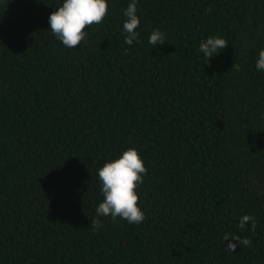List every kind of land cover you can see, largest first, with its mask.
<instances>
[{"label":"trees","instance_id":"16d2710c","mask_svg":"<svg viewBox=\"0 0 264 264\" xmlns=\"http://www.w3.org/2000/svg\"><path fill=\"white\" fill-rule=\"evenodd\" d=\"M62 3L0 0V264H264V0H137L132 45L131 0H107L75 49L48 29ZM130 147L140 224L95 212L97 169Z\"/></svg>","mask_w":264,"mask_h":264},{"label":"clouds","instance_id":"9594fccd","mask_svg":"<svg viewBox=\"0 0 264 264\" xmlns=\"http://www.w3.org/2000/svg\"><path fill=\"white\" fill-rule=\"evenodd\" d=\"M137 0H131L123 11L126 20L123 23V32L126 33L124 42L132 45L133 41L138 42L139 34L136 29L140 25L137 16ZM107 0H63L60 7L51 12L48 17V25L55 38L65 47L75 49L86 40L88 32L85 28H91L94 24L103 23L107 16ZM211 11V9H208ZM164 33L155 29L149 36V44L154 48L163 45ZM228 42L220 37H209L199 45V51L207 58V61L214 55L225 49ZM255 67L257 70H264V49L258 52V59ZM239 71V65L233 63L232 69ZM147 169L135 148H128L122 151L119 158L104 163L97 169V175L102 185L101 194L103 200L95 209L96 216H110L113 221L117 217L127 221L129 224H140L145 219L143 211L138 207L140 200L135 189L143 183V176ZM250 223L255 230V218L244 215L240 218L238 228L242 231L245 224ZM93 229L103 227L99 219H93L90 224ZM225 241H236L239 246H249L251 241L237 235H225ZM237 243L228 242L225 250L234 252Z\"/></svg>","mask_w":264,"mask_h":264}]
</instances>
